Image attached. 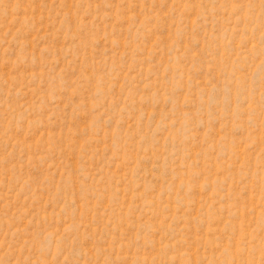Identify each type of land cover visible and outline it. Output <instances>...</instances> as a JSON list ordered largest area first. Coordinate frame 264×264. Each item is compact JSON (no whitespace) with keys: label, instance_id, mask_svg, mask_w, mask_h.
Returning a JSON list of instances; mask_svg holds the SVG:
<instances>
[{"label":"rangeland","instance_id":"obj_1","mask_svg":"<svg viewBox=\"0 0 264 264\" xmlns=\"http://www.w3.org/2000/svg\"><path fill=\"white\" fill-rule=\"evenodd\" d=\"M0 264H264V0H0Z\"/></svg>","mask_w":264,"mask_h":264}]
</instances>
